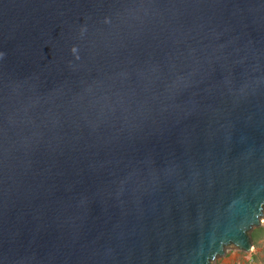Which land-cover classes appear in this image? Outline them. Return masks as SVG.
<instances>
[{"label": "water", "instance_id": "water-1", "mask_svg": "<svg viewBox=\"0 0 264 264\" xmlns=\"http://www.w3.org/2000/svg\"><path fill=\"white\" fill-rule=\"evenodd\" d=\"M264 212V0H0V264H211Z\"/></svg>", "mask_w": 264, "mask_h": 264}, {"label": "rangeland", "instance_id": "rangeland-1", "mask_svg": "<svg viewBox=\"0 0 264 264\" xmlns=\"http://www.w3.org/2000/svg\"><path fill=\"white\" fill-rule=\"evenodd\" d=\"M264 218V212L261 219ZM259 220V226L250 231L252 249L243 253L235 249H226L220 257L211 264H264V222Z\"/></svg>", "mask_w": 264, "mask_h": 264}, {"label": "built area", "instance_id": "built-area-1", "mask_svg": "<svg viewBox=\"0 0 264 264\" xmlns=\"http://www.w3.org/2000/svg\"><path fill=\"white\" fill-rule=\"evenodd\" d=\"M262 222H264V218H263V219H261V223H262Z\"/></svg>", "mask_w": 264, "mask_h": 264}]
</instances>
